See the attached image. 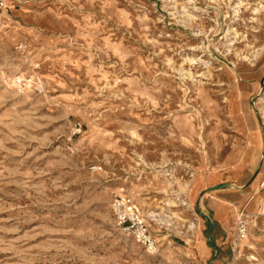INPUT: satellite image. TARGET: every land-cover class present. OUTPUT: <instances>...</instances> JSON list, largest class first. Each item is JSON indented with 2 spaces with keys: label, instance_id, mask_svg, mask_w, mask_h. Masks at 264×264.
I'll return each instance as SVG.
<instances>
[{
  "label": "rangeland",
  "instance_id": "rangeland-1",
  "mask_svg": "<svg viewBox=\"0 0 264 264\" xmlns=\"http://www.w3.org/2000/svg\"><path fill=\"white\" fill-rule=\"evenodd\" d=\"M0 1V264H264V0Z\"/></svg>",
  "mask_w": 264,
  "mask_h": 264
},
{
  "label": "built area",
  "instance_id": "built-area-1",
  "mask_svg": "<svg viewBox=\"0 0 264 264\" xmlns=\"http://www.w3.org/2000/svg\"><path fill=\"white\" fill-rule=\"evenodd\" d=\"M2 2L0 1V8ZM113 213L118 220V225L123 231L132 236L136 242L142 244L144 249L153 253L156 250L155 241L151 238L150 234L146 231L144 223L138 216L137 210L133 205L128 202H116L113 205ZM248 228V221L244 216H239L235 223V234L238 240L245 237ZM182 264H190L184 262Z\"/></svg>",
  "mask_w": 264,
  "mask_h": 264
},
{
  "label": "crops",
  "instance_id": "crops-1",
  "mask_svg": "<svg viewBox=\"0 0 264 264\" xmlns=\"http://www.w3.org/2000/svg\"><path fill=\"white\" fill-rule=\"evenodd\" d=\"M234 175L236 176L235 172L233 171ZM237 178V177H236Z\"/></svg>",
  "mask_w": 264,
  "mask_h": 264
},
{
  "label": "bare ground",
  "instance_id": "bare-ground-1",
  "mask_svg": "<svg viewBox=\"0 0 264 264\" xmlns=\"http://www.w3.org/2000/svg\"><path fill=\"white\" fill-rule=\"evenodd\" d=\"M258 100H259V98H258ZM264 211V210H263Z\"/></svg>",
  "mask_w": 264,
  "mask_h": 264
},
{
  "label": "water",
  "instance_id": "water-1",
  "mask_svg": "<svg viewBox=\"0 0 264 264\" xmlns=\"http://www.w3.org/2000/svg\"><path fill=\"white\" fill-rule=\"evenodd\" d=\"M261 85H262V83H261Z\"/></svg>",
  "mask_w": 264,
  "mask_h": 264
}]
</instances>
